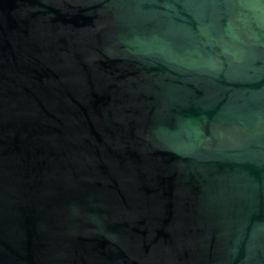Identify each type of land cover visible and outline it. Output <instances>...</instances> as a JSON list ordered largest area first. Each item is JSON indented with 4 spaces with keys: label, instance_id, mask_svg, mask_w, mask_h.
Returning a JSON list of instances; mask_svg holds the SVG:
<instances>
[{
    "label": "water",
    "instance_id": "1",
    "mask_svg": "<svg viewBox=\"0 0 264 264\" xmlns=\"http://www.w3.org/2000/svg\"><path fill=\"white\" fill-rule=\"evenodd\" d=\"M0 264H264V0H0Z\"/></svg>",
    "mask_w": 264,
    "mask_h": 264
}]
</instances>
